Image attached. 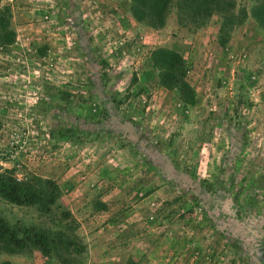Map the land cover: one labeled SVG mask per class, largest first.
<instances>
[{
	"label": "rangeland",
	"instance_id": "obj_1",
	"mask_svg": "<svg viewBox=\"0 0 264 264\" xmlns=\"http://www.w3.org/2000/svg\"><path fill=\"white\" fill-rule=\"evenodd\" d=\"M185 1L158 27L133 0H0L16 33L0 44V173L55 200L0 196L10 227L64 233L74 264H264L259 3ZM160 50L190 91L163 84ZM28 250L0 264H63Z\"/></svg>",
	"mask_w": 264,
	"mask_h": 264
},
{
	"label": "trees",
	"instance_id": "obj_2",
	"mask_svg": "<svg viewBox=\"0 0 264 264\" xmlns=\"http://www.w3.org/2000/svg\"><path fill=\"white\" fill-rule=\"evenodd\" d=\"M216 3V0L211 2ZM259 3L256 15L264 24V0H255ZM134 16L144 21L152 18L153 24L158 27L165 25L171 0H133ZM214 9L222 8V0H217ZM218 5V6H217ZM230 5H233L230 2ZM196 9L193 0H186L181 3L183 14L189 15L190 8ZM232 6V8H234ZM200 17V16H199ZM11 14L8 8L0 9V44L11 46L16 41V33L11 26ZM156 67L160 70L162 82L168 87H179L185 91H190V87L184 82V61L182 57L169 50H160L155 53ZM33 184L30 181L19 180L14 177L10 171L0 173V196L10 204L18 207H36L40 211H48L55 200L47 195L51 182H42ZM40 185V186H39ZM72 217L71 213H64V220L67 221ZM56 235L39 232L36 229L15 230L0 217V251L10 254H19L31 249L39 250L46 257L56 256L63 264H74L65 259V254L70 253L73 247L71 238H66L64 233L61 239L56 240Z\"/></svg>",
	"mask_w": 264,
	"mask_h": 264
},
{
	"label": "crops",
	"instance_id": "obj_3",
	"mask_svg": "<svg viewBox=\"0 0 264 264\" xmlns=\"http://www.w3.org/2000/svg\"><path fill=\"white\" fill-rule=\"evenodd\" d=\"M2 257H4V256H2ZM10 259H11L10 263H13V261H17V262L23 261V260H25V257L12 255V256H10ZM21 264H23V263L21 262Z\"/></svg>",
	"mask_w": 264,
	"mask_h": 264
}]
</instances>
